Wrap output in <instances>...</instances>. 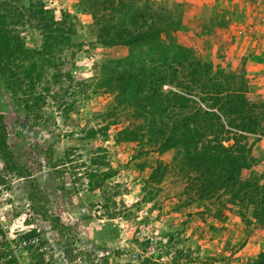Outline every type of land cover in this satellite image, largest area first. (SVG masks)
Here are the masks:
<instances>
[{"label":"rangeland","instance_id":"374dc122","mask_svg":"<svg viewBox=\"0 0 264 264\" xmlns=\"http://www.w3.org/2000/svg\"><path fill=\"white\" fill-rule=\"evenodd\" d=\"M43 1L58 17L63 12L73 16L66 27L84 45L64 49V77L36 87L37 93L50 88L38 107L19 105L14 96L21 92L0 81V229L9 244L19 236L37 238L13 252L18 263L264 264V226L248 213L243 218L215 203L203 208L198 201L190 202L175 176L153 194L146 185L149 167L141 163L156 158L168 162L171 152L135 156L134 143L115 141L122 124L112 125L107 137L86 136L89 127L103 123L98 113L116 104L112 93L91 90V77L100 64L127 51L96 41L83 0ZM163 1L183 5L178 42L215 69L235 73L228 81H244L250 99L264 100V0ZM25 33L28 45H40L38 30ZM72 69L73 77L67 79ZM254 151L264 165V137ZM102 170L112 176L90 181L92 172ZM168 232L174 234L172 242H167ZM148 235L156 243L143 252L136 239ZM176 248L188 256L175 261Z\"/></svg>","mask_w":264,"mask_h":264},{"label":"trees","instance_id":"16d2710c","mask_svg":"<svg viewBox=\"0 0 264 264\" xmlns=\"http://www.w3.org/2000/svg\"><path fill=\"white\" fill-rule=\"evenodd\" d=\"M83 1L96 41L127 51L100 64L91 77V90L112 93L116 104L98 113L103 123L89 127L86 136L107 137L112 125L122 124L115 141L134 143L135 156L172 153L168 162L156 158L141 163L149 167L146 185L154 195L166 178L175 176L190 202L198 201L203 208L215 203L264 226V165L254 151L264 137V100L250 99L244 81H228L235 73L215 69L176 40L183 26L181 2ZM72 17L64 12L58 17L43 0H24L21 7L0 0V81L21 92L14 98L27 110L38 107L49 93L48 85L35 91L42 81L64 77V49L84 45L66 27ZM28 28L42 34L39 46L27 44ZM65 76L72 79L73 69ZM119 116L124 117L121 123ZM93 176L104 182L112 173L94 171L90 181ZM166 234L172 242L174 234ZM136 242L148 252L156 240L148 235ZM185 252L176 248L175 261L187 257ZM0 264H19L1 229Z\"/></svg>","mask_w":264,"mask_h":264},{"label":"built area","instance_id":"2783aa9c","mask_svg":"<svg viewBox=\"0 0 264 264\" xmlns=\"http://www.w3.org/2000/svg\"><path fill=\"white\" fill-rule=\"evenodd\" d=\"M37 238L35 236L26 237V236H19L17 240L10 243L11 248L14 253L23 250L33 244L36 243Z\"/></svg>","mask_w":264,"mask_h":264}]
</instances>
